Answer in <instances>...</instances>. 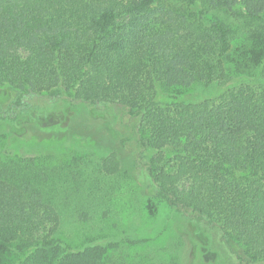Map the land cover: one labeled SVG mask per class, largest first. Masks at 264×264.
I'll use <instances>...</instances> for the list:
<instances>
[{
  "label": "trees",
  "instance_id": "trees-1",
  "mask_svg": "<svg viewBox=\"0 0 264 264\" xmlns=\"http://www.w3.org/2000/svg\"><path fill=\"white\" fill-rule=\"evenodd\" d=\"M196 85L213 90L185 94ZM77 102L137 118L160 200L219 226L223 263L236 243L233 264H264V0H0V264L107 256L62 238L59 171L1 153L8 135L70 124ZM103 169L119 171L116 152Z\"/></svg>",
  "mask_w": 264,
  "mask_h": 264
},
{
  "label": "rangeland",
  "instance_id": "rangeland-1",
  "mask_svg": "<svg viewBox=\"0 0 264 264\" xmlns=\"http://www.w3.org/2000/svg\"><path fill=\"white\" fill-rule=\"evenodd\" d=\"M221 16L238 31L244 26ZM242 68L258 71L245 62ZM212 90L196 85L185 94L197 98ZM100 108L93 118L91 105L77 102L66 126L33 125L28 137L8 135L3 163L9 157L20 162L34 158L47 173H61V186L52 191L62 214L61 236L73 245H103V264H225L214 249V239L225 237L219 226L160 200L149 170L152 150L141 145L139 120L120 105ZM113 152L120 169L110 175L103 161ZM232 246L227 250L238 263L241 246Z\"/></svg>",
  "mask_w": 264,
  "mask_h": 264
}]
</instances>
